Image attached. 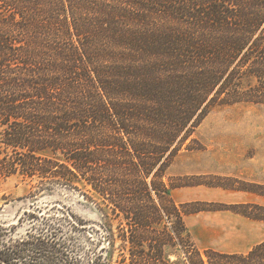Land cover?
<instances>
[{"label": "trees", "instance_id": "obj_1", "mask_svg": "<svg viewBox=\"0 0 264 264\" xmlns=\"http://www.w3.org/2000/svg\"><path fill=\"white\" fill-rule=\"evenodd\" d=\"M237 103L264 104V0H0V176L97 195L106 244L86 264H264V240L199 249L184 216L201 208L167 177ZM37 231L17 256L85 262L62 223Z\"/></svg>", "mask_w": 264, "mask_h": 264}, {"label": "rangeland", "instance_id": "obj_2", "mask_svg": "<svg viewBox=\"0 0 264 264\" xmlns=\"http://www.w3.org/2000/svg\"><path fill=\"white\" fill-rule=\"evenodd\" d=\"M194 137L198 149H182L168 168V179L178 185L173 198L192 203L190 210L201 208L184 216L199 249L246 252L264 240V220L238 211L264 215L257 207H264V104L218 106ZM35 185L19 174L0 176V255L9 253V264H37L15 254H25L21 242L45 225L62 223L74 236L67 253L86 264L106 244L95 248L104 236L97 195L61 184L35 194Z\"/></svg>", "mask_w": 264, "mask_h": 264}]
</instances>
